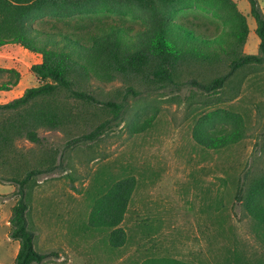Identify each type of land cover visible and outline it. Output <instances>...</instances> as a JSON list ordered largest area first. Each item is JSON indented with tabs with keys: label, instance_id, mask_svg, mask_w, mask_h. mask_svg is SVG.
Instances as JSON below:
<instances>
[{
	"label": "rangeland",
	"instance_id": "obj_1",
	"mask_svg": "<svg viewBox=\"0 0 264 264\" xmlns=\"http://www.w3.org/2000/svg\"><path fill=\"white\" fill-rule=\"evenodd\" d=\"M247 18L249 34L243 52L258 53L255 21L246 0H234ZM264 15V0H257ZM220 22V12L208 13ZM22 49H0V68L35 64ZM187 77L208 82L225 73L218 66L191 63ZM30 86L37 85L29 73ZM113 95L122 83L109 87ZM129 98L126 120H110L93 142L67 147L105 120L85 127L83 120L64 131L41 132L43 148L18 142L21 169H28L49 150L59 164L52 173L34 177L27 188V224L34 249L44 257L36 264H142L150 258H171L189 264H264V244L245 208L248 190L264 178V65L240 71L221 90L203 92L141 87ZM148 90V91H147ZM99 94V92H97ZM0 95V104L13 100ZM220 113L213 130L242 126L241 138L219 150L205 149L192 136L198 119ZM155 114L142 133L131 130L135 112ZM68 132V133H67ZM25 165L23 166V164ZM27 167V168H26ZM132 176L135 186L120 228V248L109 246L108 231L89 227L92 197L98 187ZM19 188L0 181V264H13L19 243L9 237L12 208Z\"/></svg>",
	"mask_w": 264,
	"mask_h": 264
},
{
	"label": "trees",
	"instance_id": "obj_2",
	"mask_svg": "<svg viewBox=\"0 0 264 264\" xmlns=\"http://www.w3.org/2000/svg\"><path fill=\"white\" fill-rule=\"evenodd\" d=\"M246 1L259 39L256 55L243 52L249 29L234 0H0V47L16 45L41 58L29 68L38 85L0 104V181L17 184L20 195L9 221V237L19 243L13 264H36L44 257L34 249L28 228L26 191L34 177L59 166L57 152L49 150L30 168L21 169L17 143L43 148L41 132L64 131L78 120L85 127L105 120L66 146L93 142L110 120H126L128 99L143 95L141 87L180 92L192 86L211 93L240 71L264 65V15L257 0ZM210 11L220 12L223 20ZM191 63L218 66L225 73L200 82L186 76ZM19 81L16 69L0 68V93ZM116 83H122L123 90L115 89L114 96L108 88ZM223 111L198 119L192 131L198 145L219 150L241 138L240 124L213 130L212 121L220 113L227 120H239ZM132 117L131 130L137 134L156 116L137 111ZM134 186L132 176L103 181L98 197L91 198L89 227L108 231L114 249L123 245L120 224ZM243 204L264 244V178L250 187ZM142 264L189 263L150 258Z\"/></svg>",
	"mask_w": 264,
	"mask_h": 264
},
{
	"label": "crops",
	"instance_id": "obj_3",
	"mask_svg": "<svg viewBox=\"0 0 264 264\" xmlns=\"http://www.w3.org/2000/svg\"><path fill=\"white\" fill-rule=\"evenodd\" d=\"M0 49H2L3 51H7V50L8 51L9 50L12 51L14 49H22V48L19 47V46H16V45H5L3 47H0ZM22 50L24 51V53H26L25 56L28 58V60L32 59V57H35L36 61H37L36 63H40L41 58H40L39 55L32 54V53H30V52H28V51H26L24 49H22ZM30 67H31V65L28 66V68H25L23 71H21V70H18L19 69L18 65H14L12 68L16 69L20 73V81L17 84V86H15L13 89H11L10 91L1 92L0 95L1 94H3V95H13V96H15L13 99H16V98H18V97H20L22 95V93L24 92L25 89L30 88L29 87L30 86L29 85L30 84V82H29L30 81V77H29V73H30L29 68ZM31 75H33V74H31ZM36 83L38 85V81L37 80H36Z\"/></svg>",
	"mask_w": 264,
	"mask_h": 264
}]
</instances>
